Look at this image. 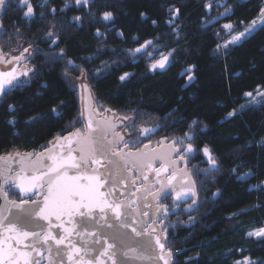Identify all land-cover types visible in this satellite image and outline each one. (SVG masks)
<instances>
[{
  "label": "trees",
  "instance_id": "16d2710c",
  "mask_svg": "<svg viewBox=\"0 0 264 264\" xmlns=\"http://www.w3.org/2000/svg\"><path fill=\"white\" fill-rule=\"evenodd\" d=\"M9 2L0 52L21 55L17 47L26 41L36 49L29 61L35 70L0 103V156L39 152L72 132L73 122L83 119L82 99L67 76L85 73L95 107L115 117L157 119V138L148 139L193 136L196 151L188 154V166L197 202L173 211L164 223L171 264H264V238L248 235L264 229V102L251 104L244 95L264 91V25L220 49L226 37L260 16L264 0H222L229 14L216 21L210 0H93L80 7L73 0L63 11L65 0H30V18L18 0ZM104 11L113 19L104 21ZM225 24L232 25L229 35ZM147 41L152 43L142 47ZM162 56L168 64L153 69ZM12 119L15 125L8 123ZM205 146L215 166L203 154ZM9 195L23 199L15 188Z\"/></svg>",
  "mask_w": 264,
  "mask_h": 264
},
{
  "label": "snow or ice",
  "instance_id": "6c2138e0",
  "mask_svg": "<svg viewBox=\"0 0 264 264\" xmlns=\"http://www.w3.org/2000/svg\"><path fill=\"white\" fill-rule=\"evenodd\" d=\"M93 0H74L77 7L90 6ZM47 0H45V4ZM73 0H65L64 9L68 8ZM18 6L24 11V17L30 18L34 15V8L30 0H18ZM11 4L9 0H0V14L6 11ZM211 8V4L205 5ZM229 9L225 6V11ZM55 14L56 9H51ZM176 14L179 10L176 9ZM144 16L143 13H141ZM260 17L264 18V7L261 8ZM81 17L76 16L74 20L80 21ZM104 21L113 19L111 11L102 13ZM171 23V21H169ZM155 23V21H153ZM255 25V21L252 22ZM264 24V19L261 21ZM2 27V24H0ZM224 28L231 30L232 25L225 24ZM99 35V31L97 32ZM48 36L54 33L49 31ZM245 33L241 32L232 37L228 43L240 40ZM152 41H147L142 47H147ZM219 47V45H218ZM227 47V44H225ZM27 52V49H23ZM137 48L136 52H140ZM22 57L16 56L15 60L19 61ZM3 59V53H0V60ZM168 62V56L162 58L152 65L153 69H163ZM11 63V61H8ZM71 64L72 62L69 61ZM191 71V67L187 70ZM27 75V72L21 73ZM83 75V73H81ZM127 75V74H125ZM121 80L125 77L121 76ZM189 80L193 76L189 75ZM18 81L16 70L0 71V103L15 87L21 86ZM81 88L88 93V99L91 101V92L87 84H82ZM264 96V93H259ZM245 96L253 97L252 92H245ZM251 102V101H250ZM243 107V105L241 106ZM8 111L14 112L15 107L8 105ZM106 111H110L107 109ZM87 113V114H86ZM94 109L91 104L82 109L80 117L86 120L83 129L76 127L75 131L66 136H57L56 143L49 142L52 147L44 149L33 157V153H25L20 160L21 167L18 170L0 167V264H41L40 259L44 252H48L49 264H64L65 257L68 264H106L104 258L111 260L112 264H135L137 260L145 258L149 260H161L163 264H170L173 252L167 246V236L164 235L163 241L161 236H155V245L151 239L147 243L133 240L128 232L131 228L138 236H144L148 232V227L144 232H137L132 225L136 224L135 218L128 222V217L135 213L136 215L148 216V212H138L136 205L137 192L140 188L136 187V179L142 177L144 181L149 180L148 172L156 173L155 184H159L157 189L154 186L145 188L147 196H152L156 208L163 215L168 214V207L162 203L172 193H175L177 201H188L189 197H196L195 181H192L188 188L177 190L174 181L177 179V171L169 172L170 167H175L177 159L185 160L187 157L183 154H193L196 149L192 143L193 136L185 133V139L188 141L185 149L176 146V141L168 145L170 149L167 153L156 152L155 149L146 152L143 149L136 148L135 151L129 147V142L125 140L120 132L116 131L117 125L110 120L97 121L93 120ZM99 115V112H95ZM235 111L229 112V116H234ZM124 119H129L124 117ZM83 121H74L73 124L82 123ZM8 123L15 125V120H9ZM197 122H193L195 125ZM128 126H125L127 129ZM206 127V126H205ZM153 129L141 128V135L147 136ZM109 132L113 138L108 139ZM185 140L181 139L180 144ZM136 143L140 140L137 138ZM149 145L145 144L147 149ZM128 149L127 152L124 150ZM203 154L207 157L208 162L215 166L216 160L210 154L208 147L202 149ZM45 152L47 155H45ZM178 154L174 158L173 154ZM19 155V154H18ZM5 157L0 156V161H5ZM50 161V163L46 162ZM157 161L160 163L157 165ZM103 169V171H101ZM15 175H5V172ZM235 172V169H233ZM124 173H128L125 176ZM136 173V176H132ZM169 173L167 184L160 180L159 177ZM182 183L187 184L191 178L190 173H184ZM245 180V176L238 177ZM131 180V196L135 199L128 200L125 204L119 197H125L126 193L120 191L118 186L128 188V181ZM7 185V187H5ZM143 186V185H142ZM12 188L19 189V194L23 199L17 201L13 199L9 192ZM169 189L171 191H169ZM117 199L111 197L117 196ZM13 195H16L13 193ZM196 199H192L189 204H195ZM144 208L152 207L151 204L145 203ZM128 209V212L122 209ZM78 217V218H77ZM115 221H120L119 224ZM43 221L44 223H40ZM156 221L153 220L152 223ZM52 228L62 229V234L53 233ZM105 229H111L106 232ZM155 232V229L152 230ZM167 230L162 229V233ZM149 236L152 233H148ZM249 236L264 237V229L258 232H250ZM78 237L79 240L73 237ZM92 238L89 240L88 238ZM23 248L19 246L25 241ZM103 243H100V241ZM100 244L99 247L95 245ZM159 249V252L156 249ZM33 253L36 255L33 256Z\"/></svg>",
  "mask_w": 264,
  "mask_h": 264
},
{
  "label": "water",
  "instance_id": "95a60500",
  "mask_svg": "<svg viewBox=\"0 0 264 264\" xmlns=\"http://www.w3.org/2000/svg\"><path fill=\"white\" fill-rule=\"evenodd\" d=\"M3 14V13H2ZM2 14H0V24H1V18H2ZM1 29V27H0ZM1 53V52H0ZM16 56H21L22 58L17 61L14 59V57ZM8 61H11V63H8ZM30 61V56L29 55H17V54H14L10 57L6 56V55H3V59L0 60V71H11L13 68L16 70V74L18 76V81L17 82H21L22 80H27L29 78V76L31 74L34 73V67H30V65H28ZM23 72H27V75H22L21 73ZM82 84H87V83H84V81H82ZM88 85V84H87ZM89 86V85H88ZM90 88V87H89ZM90 92H91V101H89L88 99V93L84 92L83 89H82V109H85L88 107L89 104H91L92 108L94 109V113H93V120H94V124L97 122V121H103L105 119L107 120H110L112 123L116 124L117 125V128H116V131L120 130L123 126H124V123H127L130 119L128 120H116V117L114 114H111L109 115L107 118H104V117H99L98 115L95 114V102H94V97H93V93L90 89ZM87 114V113H86ZM84 123L86 124V120H84ZM69 134V133H68ZM66 134V135H68ZM120 134L122 136H124L125 140H126V135L127 133L124 132L123 130L120 132ZM64 135V136H66ZM113 136H112V133L109 132L108 134V139H112ZM53 143H56V140L53 142ZM49 147H52V144L50 146H48L47 148ZM46 149V148H45ZM168 149V150H167ZM161 148V149H157L156 152H160V153H167L170 151L169 148ZM41 151H44L41 150ZM39 151V152H41ZM125 152H127L126 150H124ZM151 150H146V152H150ZM39 152H31L33 153V157H35V155ZM19 154V155H18ZM24 154L22 153H13V154H9V155H4L3 157H5V161H0V167H3V168H7V167H11L12 169L14 170H18L20 167H21V163H20V160H21V157L23 156ZM45 155H47V153L45 152ZM48 163H50V161H46ZM160 162L157 161V165L159 164ZM101 171H103V169H101ZM5 175H15V172L13 171L12 173H8V172H5L4 173ZM125 176H128L129 174L128 173H124ZM166 175L167 173H164L162 174L159 179L164 181L165 184H167V180L165 179L166 178ZM132 176H134V173H132ZM148 176H149V180L148 181H144V180H141L142 183H147V184H151V183H154L155 180H156V173L153 172V171H150L148 172ZM185 178V177H184ZM184 178H181L180 182L179 183H176V181H174V186L175 187H181V188H188L191 186V183L190 180L188 181L187 185L182 183V179ZM128 188L125 189L123 186H118L119 187V190L120 191H124L126 193V196L125 197H119V193H117V196H114V197H111V199H117V197H119L120 200H123L124 203H126V200L128 198V196L130 195L131 191L133 190V187H132V184H131V180L128 181ZM186 185V186H185ZM155 188H158L160 187L159 184H155L153 185ZM5 187H7V185H5ZM17 192H19V189L15 188ZM169 191H171L169 189ZM23 197V196H22ZM25 198V197H23ZM193 197H189L188 200H191ZM181 202H185L183 200H180ZM0 203H3L2 200H0ZM142 205H143V201L141 199L138 200V204H137V211L138 212H141L143 211L142 209ZM122 211L124 212H128L129 210L124 208L122 209ZM153 213V211H152ZM136 217V221L137 223L132 225V227H135L137 229V232H144V229L146 227H148L150 225V227H148V232L145 233L144 236H138L135 232H132L131 231V228H128L126 231L128 232L129 236L135 240V241H141V242H144V243H147V241L149 239H151V242L153 245H155V236H161V239L163 241V237H164V233H162V229H164V225L161 222L160 218H157L155 219L154 216H151L147 219L145 218H142L141 215H136L135 213H133ZM78 218V217H77ZM131 218L128 217V222L131 223ZM155 220L156 222L155 223H152V221ZM115 223L119 224L120 221H115ZM40 223H44L43 221H41ZM155 229V232H153L152 230ZM51 231L53 233H60L62 234V229H59V228H52ZM106 232H111V229H105ZM148 233H152L151 236H149ZM74 239L76 240H79L78 237H73ZM89 240H91L92 238H88ZM29 243V241L25 240L19 247L20 248H23L24 247V244H27ZM100 243H103V241L101 240ZM96 247H99L100 244H97L95 245ZM168 246V245H167ZM157 252H159V249L157 248L156 249ZM36 254L33 253V256H35ZM37 259H40L41 261V264H49V260H48V252L45 251L44 252V256L43 257H36ZM105 261H106V264H112V261L111 260H107V258H104ZM172 259H173V256H172ZM172 259L170 261V264L172 262ZM64 264H68L67 262V258L65 257V260H64ZM135 264H163V261L161 260H149L147 258L143 259V260H137L135 262Z\"/></svg>",
  "mask_w": 264,
  "mask_h": 264
},
{
  "label": "rangeland",
  "instance_id": "374dc122",
  "mask_svg": "<svg viewBox=\"0 0 264 264\" xmlns=\"http://www.w3.org/2000/svg\"><path fill=\"white\" fill-rule=\"evenodd\" d=\"M210 1L213 3V4L211 3L212 5H215V10L213 9L214 12H211L212 11L211 8H208V10L214 16H216L214 21H216V20L222 18L223 16L229 14V11L226 12L225 10H222V8H221L223 6V3H221L222 0H210ZM262 19H264V18L259 16L256 20H254L256 22L255 25H253V23H251L243 31L245 33V35L242 36L240 38V40L235 41L233 43H228V41L232 40V37L234 35L226 37L224 39V41L221 43L220 49L226 48L225 44H227V46H230L232 44H237V43H240L241 41H243L254 30H256L260 26L264 25V24L261 23ZM222 29L224 30V33H226L228 35L232 32V29L231 30L226 29V28H224V25L222 26ZM26 44H27L26 41H23V42L21 41L17 48L20 49V54L21 55L32 56V54L35 53L36 49L27 48ZM25 48L27 49V52L23 51V49H25ZM7 56L10 57V56H12V54L9 53ZM167 64H168V62L166 63V65ZM28 65L31 66L30 63H28ZM156 69H159V68H156ZM67 79L69 80V83L71 84L72 87H74V88L79 90L80 96H81V99H82V88H81V85H82V81H84V83L87 82L86 74L85 73H83V75L79 74V77H75V76L69 75V76H67ZM259 93H264V91L258 90L257 93L253 94V97H247L249 102L251 101L250 102L251 104L260 105V104H262L264 102V96L260 95ZM107 109L108 108H106L104 106H99L97 104L96 107H95V112H99L100 113L98 115L99 117L107 118L109 115L113 114L111 110L110 111H106ZM124 117H128L130 119L127 123H124V125L128 126V127L126 129L125 126H124L119 132H121L123 130L124 132L127 133V135L125 137H126V140L129 142V147L133 148V144H134V147H136V146H139V145L142 146V144L144 145L145 143H154V144L158 145V144H161L163 142L164 139H162V140H152L153 138H150V139L146 138V140H142L143 139V135H141V133H140V129L141 128L153 129L152 132L148 133L149 136L157 133V131L159 130L160 124L157 122L156 118H147V117L143 118V117H137V115H135L134 113H122V114H117L116 115V120H122V121L128 120V119H124ZM84 124L85 123H84V120H83V123L73 124V125H71L69 127V129L72 130V131L75 130L76 127H80L81 129H83ZM137 138H139V140H140L139 144L136 143ZM155 138H157L156 134H155ZM174 140L177 142L176 146L180 147L181 149H185L186 148L187 143H188L187 140L184 142V144H180L179 143L181 139H174ZM170 143H172V142H170ZM11 191H12V189L10 190V192ZM258 231H260V230L253 231V232H258ZM252 237L255 238V239L264 238V237H257V236H252ZM237 264H254V262L252 260H250V259H245L244 261H242L240 263H237Z\"/></svg>",
  "mask_w": 264,
  "mask_h": 264
},
{
  "label": "flooded vegetation",
  "instance_id": "af4514ba",
  "mask_svg": "<svg viewBox=\"0 0 264 264\" xmlns=\"http://www.w3.org/2000/svg\"><path fill=\"white\" fill-rule=\"evenodd\" d=\"M124 126H125V125H124ZM124 126H123V127H124ZM123 127H122V128H123ZM122 128H121V129H122ZM121 129H120V130H121ZM120 130H118V132H119ZM146 138H147V137L143 135V139H142V140H146ZM142 142H143V141H142ZM145 144L149 145V147H148L147 149L144 148V145H145ZM145 144H144V145L142 144V146L139 145V146H136V147H134V144H133V148H132V149H133V151H135L137 147L140 148V149H143L144 151H146V150H153V149L157 150V149H161V148H165V149H167V148H168V145L171 144V143H170L168 140H163V142H162L161 144H158V145H157V144H154V143H145ZM125 150L128 151V149H125ZM167 150H168V149H167ZM183 154L187 157V159H185V160H179V159H177V164H176V166H175V167H170V169H169V172H171V171H173V170L177 171V179H176V183H179L180 180H181V178H184V173H185V172L190 173V169H189V166H188V154H187L186 152H184ZM173 156H174V158H175V157L178 156V154L174 153ZM168 174H169V173H167L166 178H167ZM190 175H191V173H190ZM134 176H136V173H134ZM166 178H165V179H166ZM141 180H143L142 177L136 179V187L140 188V191L137 192V196H139L140 199L143 201V205H144L145 203H148V204H151V205H152V207H149V208H144L143 205H142V209H143L142 212H148L149 215H148V216H143V215H141V217H142V218H145V219H147V218H149V217H151V216H154L155 219L160 218V220H161L160 223H162V224L164 225V229H165V224H164V222L168 219L169 215H170L173 211L178 210L181 206H183V205H189V204L191 203V200L195 198V197H193L191 200H188L187 202H181V201H177V200L175 199V193H172L167 199H165V200L162 201V203L165 204V205L168 207V214L165 216V215H163L162 212H159V210L156 208V204H155V202L153 201L152 196L149 195V196H147V200L144 199V197H145V195H146L145 188H151V187L154 185V183H151V184L142 183ZM166 180H167V179H166ZM189 180H190V182L193 181L192 175H191V178H190ZM142 185H143V186H142ZM186 185H187V184H186ZM186 185H185V186H186ZM158 188H159V187H158ZM158 188H157V189H158ZM175 188H176L177 190H180V189H181L180 186H179V187L177 186V187H175ZM195 189H196V187H195ZM134 190H135V189L133 188L132 191H134ZM130 199H135V197H132V196H131V193H130V195L128 196V198H127L125 204H127V203H128V200H130ZM137 204H138V200H137V202H136V205H134V207H136ZM152 211H153V213H152ZM129 217H130L131 219L135 218V220H136V217H137V216H135L134 214H132V215H130Z\"/></svg>",
  "mask_w": 264,
  "mask_h": 264
}]
</instances>
